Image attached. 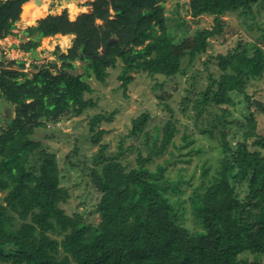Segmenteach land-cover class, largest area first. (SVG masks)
<instances>
[{"label": "trees", "instance_id": "trees-1", "mask_svg": "<svg viewBox=\"0 0 264 264\" xmlns=\"http://www.w3.org/2000/svg\"><path fill=\"white\" fill-rule=\"evenodd\" d=\"M25 1L0 0V39L13 34L15 17ZM166 1L92 0L87 3L91 10L73 21L66 9L41 16L26 27L28 39L17 47L33 53L43 37L70 35L65 51L56 46L54 59L33 65L36 70L31 76L23 71L24 61L0 60V97L13 112L0 127V192L4 193L0 200V264H264V134L256 132L254 114L247 117L243 138L235 146L227 131L219 130V157L212 173L209 165H201L200 184L189 194L199 226L195 231L179 222L178 209L167 199V188L174 191L175 186L164 176L165 166L159 163L153 170L147 166L173 144V122L163 124L160 137L146 136L149 152L146 157L139 153L136 166L128 167L117 155L105 154L106 144L100 143L104 130L95 131L112 114L97 113L88 120L91 141L99 145L89 169L90 182L101 196L95 208L101 220L96 224L61 208L69 194L60 186L55 154L32 138L48 122L56 124L68 114L94 107L96 102L86 97L92 91L87 79L93 76L103 83L108 68L116 67L118 61L121 71L117 78L122 86L131 80L127 74L135 70L152 77L178 75L181 54L169 39ZM259 1L189 0L191 16L213 15L215 24L190 34L192 46L182 53L193 60L205 51L209 37L221 33L222 14L239 11L251 16L252 6ZM40 7L39 0H31L22 5L21 14L23 18L39 14ZM215 58L220 73L216 77L208 74L206 88L181 100L192 103L197 116L209 107H219L220 124L226 128L232 120H226L230 111L221 105L232 104L233 95L244 93L246 87L240 61L248 60L261 71L263 54L250 43L242 45L240 52ZM77 62L84 73L74 72ZM256 107L264 121V105L256 102ZM148 118L142 113L132 119L130 134L147 135ZM182 140V145L173 144L177 150L193 143L187 135ZM189 148L186 162L194 150ZM204 179L209 188L227 186V192L219 191L216 204L203 199ZM235 179H243L244 192L231 187L230 181ZM128 197L131 210L125 205ZM133 209L141 213L130 215ZM167 245L174 248L171 253Z\"/></svg>", "mask_w": 264, "mask_h": 264}, {"label": "rangeland", "instance_id": "rangeland-1", "mask_svg": "<svg viewBox=\"0 0 264 264\" xmlns=\"http://www.w3.org/2000/svg\"><path fill=\"white\" fill-rule=\"evenodd\" d=\"M29 1L31 0H26L22 5ZM90 1L92 0H39L40 13L24 18L21 14V5L14 20L13 34L0 39V60L24 61L23 71L31 76L36 70L33 65L52 61L56 46L65 51L72 37L70 35L43 37L33 53L23 52L17 46L28 39L24 32L26 27L41 16L61 13L63 9L67 10L70 21H73L80 13L91 10L87 4ZM188 2L189 0H168L164 6L165 16L168 17L169 39L175 52L181 54L177 76L167 78L157 74L152 77L141 70H135L127 74L131 76V80L122 86V80L117 78L121 71V61H118L116 67L108 68V75L103 83L98 82L93 76L87 79L92 91L86 94V97L96 102L94 107H89L80 114H68L56 124L48 122L44 128L36 129L32 135L33 139L39 140L49 152L55 154L60 170V186L66 188L69 194L67 200L60 203L67 214L79 213L85 222L91 224L101 220V214L95 211L101 196L91 184L89 175V169L93 165L92 158L99 145L91 141L93 132L89 130L88 120L97 113H102L105 117L112 114L110 120H102L95 128V131L104 130L100 143L106 144L105 154L117 155L128 167L136 166L139 153L146 157L149 150L144 143L145 137L154 134L160 137L161 127L168 120L173 122L176 128L172 137L174 145H182L183 135L193 138L191 145L186 148L180 147L178 150L173 144H168L163 152L154 156L147 164L151 170L159 163L165 166L164 176L175 186L174 191L167 188L165 194L168 201L178 209L179 222L190 231H195L199 226L193 214L189 194L200 184L201 165L203 163L209 165L212 173L217 164L219 130H226L230 143L235 146L236 142L243 138L247 117L254 114L257 122L256 132L264 134V121L261 114L257 113L256 107V102L264 105V0L252 6L251 16L245 17L239 11L222 14L219 17L223 22L221 33L209 37L205 51L197 54L193 60H189V56L182 53L192 46L190 34L196 29L211 28L215 23L213 15L191 16ZM250 43H255L263 54L262 69L260 68V71L259 67L248 60L240 61L239 67L246 79L245 91L233 95L232 104L221 105V108L230 111V115L224 116L226 120L233 122H227L226 128L220 124L223 123V118L220 116L219 107H209L197 116L191 107L192 103H184L182 97L193 96V92L206 88L209 83L208 74L216 77L220 73L216 55H224L230 51L240 52L242 45ZM251 52L252 50L248 55H251ZM74 72L84 73L80 62H77ZM142 113L149 116L144 128L147 135H131L132 119ZM11 114L13 115L10 105L0 97V127L6 125ZM249 142L252 147L250 140ZM190 146L194 150L190 161L186 162L185 158L188 157L186 153ZM206 181L207 179H204L203 199L209 205L216 204L220 196L219 191L227 192V186L216 188L215 193L216 189L209 188ZM234 181H230L231 187L244 192L243 179ZM3 194L0 192V200ZM125 205L128 208L131 206V197L125 199ZM138 211L137 214H140L141 210ZM131 213L137 216L134 209L130 215ZM166 248L170 253L174 250L172 246L167 245ZM164 253L165 250L163 253L160 251L161 255H165Z\"/></svg>", "mask_w": 264, "mask_h": 264}, {"label": "water", "instance_id": "water-1", "mask_svg": "<svg viewBox=\"0 0 264 264\" xmlns=\"http://www.w3.org/2000/svg\"><path fill=\"white\" fill-rule=\"evenodd\" d=\"M30 25H34V24H30Z\"/></svg>", "mask_w": 264, "mask_h": 264}]
</instances>
